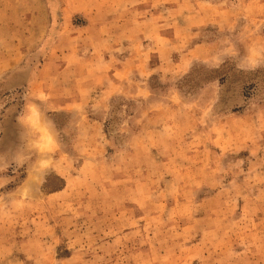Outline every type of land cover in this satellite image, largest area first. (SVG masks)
Wrapping results in <instances>:
<instances>
[{"label": "rangeland", "instance_id": "obj_1", "mask_svg": "<svg viewBox=\"0 0 264 264\" xmlns=\"http://www.w3.org/2000/svg\"><path fill=\"white\" fill-rule=\"evenodd\" d=\"M253 48L264 0H0V264H264Z\"/></svg>", "mask_w": 264, "mask_h": 264}, {"label": "clouds", "instance_id": "obj_2", "mask_svg": "<svg viewBox=\"0 0 264 264\" xmlns=\"http://www.w3.org/2000/svg\"><path fill=\"white\" fill-rule=\"evenodd\" d=\"M264 60V56L261 55L255 48H253L248 57V66L250 69H254L256 66H258V61ZM30 114L28 115L27 119L29 122H34L37 118L35 110L30 109Z\"/></svg>", "mask_w": 264, "mask_h": 264}]
</instances>
